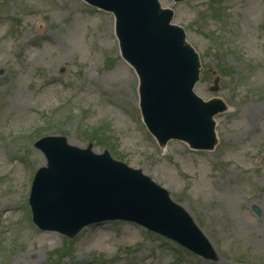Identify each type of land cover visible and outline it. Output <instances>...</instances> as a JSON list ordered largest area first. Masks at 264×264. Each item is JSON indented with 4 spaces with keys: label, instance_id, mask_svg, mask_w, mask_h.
<instances>
[{
    "label": "rangeland",
    "instance_id": "obj_1",
    "mask_svg": "<svg viewBox=\"0 0 264 264\" xmlns=\"http://www.w3.org/2000/svg\"><path fill=\"white\" fill-rule=\"evenodd\" d=\"M160 2L200 55L195 92L228 106L215 118L212 151L161 148L148 132L112 14L83 0H0V264H264V0ZM48 136L141 170L218 259L123 221L73 239L40 231L29 196L46 163L34 144Z\"/></svg>",
    "mask_w": 264,
    "mask_h": 264
},
{
    "label": "water",
    "instance_id": "obj_2",
    "mask_svg": "<svg viewBox=\"0 0 264 264\" xmlns=\"http://www.w3.org/2000/svg\"><path fill=\"white\" fill-rule=\"evenodd\" d=\"M85 1L114 13L122 56L140 78L144 121L160 145L179 139L195 149H213V116L226 106L220 100L205 103L193 93L199 56L184 30L171 24L173 12L163 10L158 0ZM36 147L47 167L36 174L30 205L42 230L72 237L84 225L120 218L173 238L207 259L216 258L185 210L140 171L107 152L96 155L91 148L70 146L65 138H45Z\"/></svg>",
    "mask_w": 264,
    "mask_h": 264
}]
</instances>
